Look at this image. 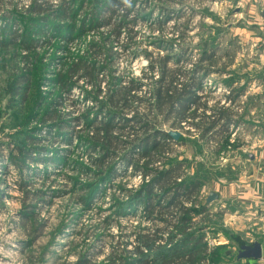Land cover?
I'll return each instance as SVG.
<instances>
[{"label": "rangeland", "instance_id": "1", "mask_svg": "<svg viewBox=\"0 0 264 264\" xmlns=\"http://www.w3.org/2000/svg\"><path fill=\"white\" fill-rule=\"evenodd\" d=\"M35 2L42 16L31 13ZM132 5L102 13L108 0H0V264H165L190 249L200 250L199 264L264 263L239 256L242 246L264 241L257 236L264 217L245 218L237 197L239 187L258 196L264 189V48L253 46L260 26L240 18L238 0ZM118 23L125 26L119 38ZM210 53L213 62L199 63ZM165 56L180 83L190 80L182 73L208 68L197 91L205 115L226 112L235 125L205 135L202 110H195L197 128H180L153 107ZM131 81L140 90L119 97ZM136 114L149 135L179 139L147 160L137 151L143 125L112 131L115 144L98 135L100 126ZM172 169L177 184L199 185L191 203L178 201L191 211L185 225L176 207L163 216L143 207L149 187L159 202L165 198L152 175ZM211 194L218 199L208 203Z\"/></svg>", "mask_w": 264, "mask_h": 264}, {"label": "trees", "instance_id": "2", "mask_svg": "<svg viewBox=\"0 0 264 264\" xmlns=\"http://www.w3.org/2000/svg\"><path fill=\"white\" fill-rule=\"evenodd\" d=\"M114 1H113L114 4L119 3L118 1H115V2ZM32 8L33 9L31 13L42 16L41 13L44 12L42 4L35 2V5ZM112 9L113 7H108L106 10L104 9L102 13H107L108 11H111ZM59 16L61 17V16H66V15L64 11H62ZM39 19L40 21L44 20V18L42 17H39ZM121 21L125 22L124 20H121ZM103 22H105L106 24H109L110 21L108 19H105ZM105 23H99L98 25L105 24ZM124 28L125 26L123 25V23H118L117 25L114 26L113 30L118 38L119 36H121V31ZM2 44L5 45V41ZM214 57H215V54L213 53L207 54L206 56H204L203 58L199 60V63L207 62V61L213 62ZM169 61L171 60L168 56L163 57V59L161 60L162 77L159 80V82L157 81L156 86L152 90L153 97L151 96V99L154 102L152 104L153 107L158 109V111L161 114L163 113L164 116H166L167 120L174 119L176 121V124L173 126H178L180 128H182L183 123L190 124V126L197 128L198 125L194 123V120H196L199 116H197V113L195 110L197 109L202 110L203 114L201 118L203 120L202 126H203L205 135H209L213 133L215 130H217L219 124H221V127L219 128L220 130H223L224 128H228L229 125H235V122L232 121L230 118L231 116L227 114L226 112H222V111L214 112L213 110V113H212L213 115L211 118L205 115V113L209 110V108L207 107L206 104L200 103L201 97L197 96V91H199L201 88L200 86L201 80L208 76L206 74V72H208V68L206 69V67L197 65L195 67V72L193 71L191 73H182L184 76L189 77L190 80L189 82L180 83V81H178L179 79H177V77L175 76V73L172 70H169L167 68ZM80 63H83V62L81 61ZM72 66L74 67L78 66V63ZM155 67L156 65L154 64V62H152L149 66V68L153 71L155 70ZM75 71L76 69L69 71V73L72 74ZM94 71L95 70L93 69L91 73L94 74ZM200 75H202V77H200ZM139 90H140V86H136L134 81H131L130 83H128L127 88L121 89L122 92L118 90L117 94L119 95V97L128 99L129 96H131L132 92H136ZM132 98L138 99L137 97H134L133 95H132ZM227 100L232 102L231 101L232 97L227 98ZM191 109H193L194 111L190 112ZM138 116L139 114H136V116H133L132 120H129V122H126L127 121L126 119H124L123 122L118 123V124L113 123V121L108 122L105 125H102L99 128H97L98 135H100V132H104V137L108 139L110 142H112L113 144H115V142H117V139L114 137H110L112 131L118 130L122 132L127 127H129L128 125H130L131 123H133L134 125L136 124V126L143 125L142 127L143 129L142 128L141 129L144 132H146L147 137L141 141L142 147L139 148V150L137 151H140L141 154L139 155L142 158L145 157L147 160H151L153 158L152 155L160 152L162 150L161 147L164 144L171 142L172 138L168 133H163V132H155L153 135H149L150 128ZM121 124H124V125L121 126ZM120 143L124 144L123 142H120ZM19 151L26 158H30V154L26 151V148H22ZM106 154H107L106 156H108L109 151L106 152ZM104 160L105 159H103L101 163H103ZM17 165H18V162H14V166H17ZM149 166H151V163L147 161L146 163H144L142 167L146 174H149V172H151L148 169ZM174 173H175V169H172L165 173H159L160 175L158 174L155 178H154V175H152L153 178L151 182L155 185V187H161V186L163 187L162 196L163 198L165 196V198L162 200V202H159L158 198L160 197V195L159 197H155V195L151 191L152 188L149 187L148 190L146 189V192L151 196L148 197V199H146V201L143 202L144 204L143 207L145 208L146 212L150 214L160 213L162 214V216L167 215L166 213L167 209L171 207H176L180 211L181 215H183V217L182 216L180 218L177 217L176 221L178 220V223L185 225L187 222H190V220L186 219L185 217L191 211L186 209V207H184L182 203L179 204L178 201L181 199H184L185 201L191 203L192 197L198 190L199 185L196 184L192 187H186L182 183L177 184L176 176L174 175ZM163 203H165V205L167 206L165 207ZM185 232L186 230L183 233L185 234ZM150 239L145 240L146 241L145 244L148 247L152 246L153 244L152 238ZM199 256H200V250L198 252H195L193 251V249H190V252L188 253H184L182 255L175 254L169 259L166 258L164 261H165V264H173V262H176V261L183 263V259L185 260L186 258L189 261L188 264H199V261H200ZM130 264H151V263H149V260L147 259H139V260H133Z\"/></svg>", "mask_w": 264, "mask_h": 264}, {"label": "crops", "instance_id": "3", "mask_svg": "<svg viewBox=\"0 0 264 264\" xmlns=\"http://www.w3.org/2000/svg\"><path fill=\"white\" fill-rule=\"evenodd\" d=\"M239 5L241 6V12H240V18L244 19V20H250V21H255L254 24L260 26V32L261 35H259L258 37L256 36L254 41H253V46L255 45H259L262 46V41L264 39V33L262 30V27L264 25V0H238ZM262 20V21H260ZM246 28V31H248ZM249 35V34H248ZM251 40V37H248ZM262 49V48H261ZM264 187V183L261 184V188ZM256 188V186H255ZM244 190H240L239 187V191L238 194V205H239V209L241 210V214H243V216H245V218L248 217H257L255 215H260V218L264 217V189L263 190H259V196L252 190H246V188H243ZM223 191V196L224 198L227 197L228 193L230 195V192L232 194V191L229 189H227V187L222 189ZM257 196V197H256ZM243 197V199H242ZM256 198H259L258 201H256ZM222 202H224V200H222ZM249 220V219H248ZM246 232L248 230H250V227H242ZM249 235V234H248ZM247 236V234H246ZM259 239H261L262 237L264 238V233L262 235H258ZM259 241V242H258ZM252 240L249 245H253L254 243H259L262 246V258L260 259V262H264V241L261 242L260 240ZM264 264V263H263Z\"/></svg>", "mask_w": 264, "mask_h": 264}, {"label": "water", "instance_id": "4", "mask_svg": "<svg viewBox=\"0 0 264 264\" xmlns=\"http://www.w3.org/2000/svg\"><path fill=\"white\" fill-rule=\"evenodd\" d=\"M169 135L175 140H178L180 137V134L176 132H171L169 133ZM217 199H218L217 194H211L208 198V203H212ZM239 256L244 257L246 259H254V260L261 259L262 258V246L259 243H254L253 245L242 246Z\"/></svg>", "mask_w": 264, "mask_h": 264}, {"label": "clouds", "instance_id": "5", "mask_svg": "<svg viewBox=\"0 0 264 264\" xmlns=\"http://www.w3.org/2000/svg\"><path fill=\"white\" fill-rule=\"evenodd\" d=\"M108 3L110 7L117 8L120 12H123L125 9L132 8V0H119L118 4H114L112 0H108ZM123 5V7H120V5Z\"/></svg>", "mask_w": 264, "mask_h": 264}, {"label": "built area", "instance_id": "6", "mask_svg": "<svg viewBox=\"0 0 264 264\" xmlns=\"http://www.w3.org/2000/svg\"><path fill=\"white\" fill-rule=\"evenodd\" d=\"M262 30H263V33H264V25L262 27ZM257 47V50L260 49V48H264V39L262 41V46H259V45H255Z\"/></svg>", "mask_w": 264, "mask_h": 264}]
</instances>
